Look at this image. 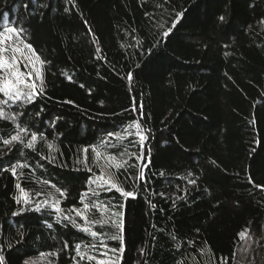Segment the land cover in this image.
Here are the masks:
<instances>
[{
	"label": "trees",
	"instance_id": "obj_1",
	"mask_svg": "<svg viewBox=\"0 0 264 264\" xmlns=\"http://www.w3.org/2000/svg\"><path fill=\"white\" fill-rule=\"evenodd\" d=\"M9 28L44 63L43 92L0 119L3 264H96L75 246L101 241L118 264H264V0H0ZM97 155L134 196L87 194V214ZM115 212L122 243L93 223Z\"/></svg>",
	"mask_w": 264,
	"mask_h": 264
},
{
	"label": "snow or ice",
	"instance_id": "obj_2",
	"mask_svg": "<svg viewBox=\"0 0 264 264\" xmlns=\"http://www.w3.org/2000/svg\"><path fill=\"white\" fill-rule=\"evenodd\" d=\"M220 19L223 20L224 17L221 16ZM6 31L19 35V33L23 32V29L11 28V29H6ZM4 39L5 38L3 36V33H0V45H3ZM26 47L31 50V45H26ZM6 50H10V51L13 52V55H12V58H11V64L12 65L16 64V56L14 54L16 49L15 48H11V47L6 49L5 47L0 46V54H2ZM32 51L34 52V50H32ZM2 59H3L2 56H0V60H2ZM36 60L39 61L41 64L44 63V61L40 60V57L38 55L36 56ZM36 74H37V78H39L40 77V72L38 70H37ZM21 75H23V74H21ZM27 75L30 78L32 73L29 72ZM9 78H15V86H13V84H10V83H7V82H4L2 84V86H0V93H2L6 97L5 99L0 100V105H8L9 100H11L13 103H15L16 101L21 100V99H23V100H25V101L30 103L34 99L35 95L38 94L35 91V84L25 83L23 80L20 79L19 76H17L16 73L11 71V65L10 64H5V63L0 62V81H7ZM69 79H71V77H69ZM24 89H28V91H25ZM40 92H43V87L40 88ZM0 119L13 120L14 121L15 120V115L11 114V113H6L4 108L0 107ZM135 126H136L137 129L140 128L139 123H137ZM129 127H131V125H129ZM20 133L27 134V130L24 129V128H19V131L17 132L16 135H12L10 139L3 140V143L5 145H10L14 141L23 142L21 140ZM113 135H115L117 137V139L121 138L119 133H109V136H113ZM40 138L43 139V135L42 134H40ZM141 139H145V137L141 136ZM36 140H37V133H32L31 134V139L28 141L26 147L34 148ZM48 146H49V148L53 147L51 144H49ZM83 151L85 152V154H87L88 148H85ZM93 151H95V146H93ZM137 159H143V158L142 157H138ZM24 166H26V165L16 164V165H13L10 169H7V171H10L12 173V175L15 176L17 167H24ZM116 167H123V164H117ZM88 170L91 171V169H88ZM90 182L97 183L98 187H102V188H104L105 190H108V191H111L113 188H116L117 191L121 192V195L123 197H132V196H134V194L132 192L123 191L122 189L117 188L116 185L111 182V178H109L108 180H105L103 172H101V175L99 177H97L96 180H91V178H90ZM193 183H194V181H193ZM16 187L23 194V196L25 198V203H27L28 202L27 193L24 191L23 188H21L19 183L16 185ZM53 187H54V185H53ZM57 192H59L62 196L65 195V193L59 188H57ZM88 192L92 193V195H98L96 190L93 189V188H89L87 190V192L81 193V203H82L83 209L85 211L89 210V208H90V205L88 203H84V199L87 196ZM37 194L39 195V193H37ZM16 199H17V202H19V198H16ZM45 203H47V201ZM58 203H59V201L56 202V205H58ZM56 205H53V207H56ZM41 206L42 205L37 204L36 205V210L39 211ZM91 207L92 208H99V207H101V204L93 203V204H91ZM121 207H123V205H121ZM105 209H106V206H105ZM73 210L76 211V214L78 216H82L83 217L84 213L80 209L73 208ZM57 211H62V209L57 208ZM13 215H16V213H13ZM111 215L113 217V219H111V221L109 219L105 218L103 220L93 221V223H100L102 225H106L109 222H111L113 224V226L118 229V233L116 235L109 236V239H111V240H119L122 243L123 242V235H122V232H123V220L122 219H115V218L122 217L123 213L115 212V213H112ZM49 227H50V225H49ZM83 230L84 231H88V229H86V228L83 229ZM91 234L93 236L98 235V233H96V232H92ZM245 234L246 233L242 232L240 235L243 236ZM101 246L104 247L106 249V251L101 252L100 256H105L106 257L108 255V251H111L112 253H116L118 251V249H115V248L107 249V245H105L103 243V241H101ZM65 247H67V245H65ZM92 247L95 248V245H92ZM75 248H76L77 255L80 257L81 260L85 259V257L89 261L96 260V257L91 256V255H87L86 253H82L80 251V245L79 244H77L75 246ZM120 251H122V249H120ZM141 252H143V249H141ZM53 255H55V253H53ZM73 259H75V257H73ZM0 264H3V257L2 256H0ZM24 264H32V262L29 261V260H26L24 262ZM97 264H118V262H114V261H111V260H98Z\"/></svg>",
	"mask_w": 264,
	"mask_h": 264
},
{
	"label": "rangeland",
	"instance_id": "obj_3",
	"mask_svg": "<svg viewBox=\"0 0 264 264\" xmlns=\"http://www.w3.org/2000/svg\"><path fill=\"white\" fill-rule=\"evenodd\" d=\"M11 29V28H9ZM3 33V36H4V43L3 45H0V46H3L5 47L6 49L8 48H15L16 51H15V56H16V64L12 65L11 64V58H12V55H13V52L10 51V50H6L4 51L2 54H0V56H2V60H0V62L2 63H5V64H10L11 65V71L16 73L17 76L20 77L21 80H23L25 83H28V84H35V91L37 93V89H40L42 86H43V76H42V66H41V63L39 61L36 60V54L32 51V48L31 50L29 48L26 47V43L23 42L21 39H19L18 35L15 34V33H11V32H8V31H5V32H2ZM37 70L40 72V77L37 78ZM31 72L32 75L31 77L29 78L28 77V73ZM23 74V75H21ZM4 82H7V83H10V84H13V86H15V78H9L7 81H0V86H2V84ZM25 91H28V89H24ZM6 97L0 93V100H3L5 99ZM11 101V100H9ZM20 102H26L25 100L21 99V100H18ZM0 107H3L5 112L8 113L9 110H8V105H0ZM102 155H97V159L99 160V165H100V175H101V172L104 173V179L105 180H108L109 178H111V182L114 183L116 185L117 188L121 189V186L117 180V178L115 177L114 175V172H113V168H116V161L112 158H105L103 157ZM115 162V164L113 163ZM97 177L93 178L92 180H96ZM90 188H93L97 191H100V190H103L104 188L102 187H98L97 183H90ZM21 194V197L22 199L24 198L23 194ZM90 194V192H88V195ZM88 195L85 197V200H88L89 197ZM55 196H57V194H55ZM28 200H29V197L27 196ZM48 200L52 203V206L51 208L53 209H57V205H56V202L59 200V197H54L53 195H48ZM52 201H55L54 203ZM99 200L97 199H94V202L97 203V204H101V207L99 208H92L93 211H97V212H108L107 210V207L105 209V205L98 202ZM53 205H56V207H53ZM92 210H87V214H90ZM101 246V245H100ZM102 247V246H101ZM100 247V248H101ZM106 251L105 250H101V249H96L94 250V253L93 252H90L92 255L91 256H94L96 257V264H97V261L98 260H111V261H114V262H118V256L116 253H112L111 251H108V255L105 257V256H100V253L101 252H104ZM29 261L32 262V264H51V259L50 257L48 256H42V257H38V258H31L29 259Z\"/></svg>",
	"mask_w": 264,
	"mask_h": 264
}]
</instances>
